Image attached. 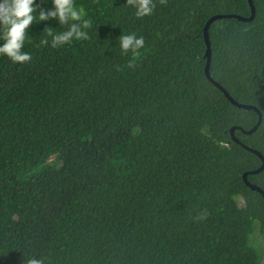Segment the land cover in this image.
Here are the masks:
<instances>
[{
  "label": "trees",
  "instance_id": "trees-1",
  "mask_svg": "<svg viewBox=\"0 0 264 264\" xmlns=\"http://www.w3.org/2000/svg\"><path fill=\"white\" fill-rule=\"evenodd\" d=\"M75 3L88 39L39 46L65 26L37 11L32 60L0 55V264H264V195L244 178L264 190V0L252 20L250 0H154L142 19Z\"/></svg>",
  "mask_w": 264,
  "mask_h": 264
},
{
  "label": "clouds",
  "instance_id": "clouds-1",
  "mask_svg": "<svg viewBox=\"0 0 264 264\" xmlns=\"http://www.w3.org/2000/svg\"><path fill=\"white\" fill-rule=\"evenodd\" d=\"M126 3L136 9L135 15L140 19L152 15L156 7L154 0H126ZM159 3L166 5L167 0H159ZM52 4L53 8L46 9L40 8L36 0H0V40L4 41L0 46V55L7 56L14 64H24L32 60L31 54L23 48L29 36L28 30L37 22V11L38 22L54 18L60 25L65 26V30L58 33L54 32L52 27H46V36L41 39L39 46L48 45L49 37L52 48L70 44L73 40L89 38L86 29L91 28L92 23L85 18L87 14L82 6L77 8L75 0H52ZM119 44L122 55L132 53L128 67H134L133 61L145 46L144 37H137L135 33L121 35ZM207 215L205 210L195 219L203 220ZM27 264H44V261L42 258H31Z\"/></svg>",
  "mask_w": 264,
  "mask_h": 264
},
{
  "label": "water",
  "instance_id": "water-1",
  "mask_svg": "<svg viewBox=\"0 0 264 264\" xmlns=\"http://www.w3.org/2000/svg\"><path fill=\"white\" fill-rule=\"evenodd\" d=\"M250 3H251V5H252V9H253V14H252V16L249 17V18H244V17L238 16V18H240V19H244V20H252V19L254 18V15H255V6H254V3H253V0H250ZM219 17H221V15H220V16H215V17H213L212 19H210L209 22L207 23V25H206V29H205L206 42H207V46H208V47H207V51H206V56L208 57V63H207V67H206V72H207L208 77H209L211 80H213V79L211 78V76H210V61H211V55H212V54H211V42H210L209 35H208V28H209V25L211 24V22H213L216 18H219ZM214 82H215V81H214ZM215 84H217L218 86H220L217 82H215ZM225 92H226V94L229 96V98H230L232 101H234V99L228 94V92H227V91H225ZM234 103H236V104L239 105V106L246 107V108H253V106H248V105L240 104V103H237L236 101H234ZM260 122H261V116H260V120H259L258 124H257L252 130H249V131L245 130L244 132H247V133H252V132H254V131L258 128ZM235 140H237V139H235ZM250 149H252V148H250ZM254 152H256V153H257V154L263 159V165H262L259 169L255 170V171H252V173H258V172L262 171L263 168H264V157L262 156V154H261L260 152H258V151H256V150H254ZM248 173H249V172H246L245 175H244V178H245V181L247 182V184H248L252 189H256V190H258L259 192H261V193L264 195V190H262L259 186L254 185V184H251V183L248 182V180H247Z\"/></svg>",
  "mask_w": 264,
  "mask_h": 264
}]
</instances>
